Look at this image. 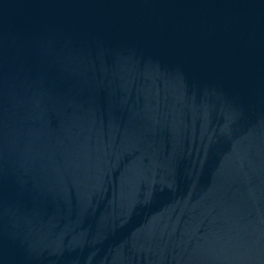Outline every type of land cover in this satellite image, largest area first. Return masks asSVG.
Masks as SVG:
<instances>
[{
  "label": "water",
  "instance_id": "1",
  "mask_svg": "<svg viewBox=\"0 0 264 264\" xmlns=\"http://www.w3.org/2000/svg\"><path fill=\"white\" fill-rule=\"evenodd\" d=\"M0 264H264V0H0Z\"/></svg>",
  "mask_w": 264,
  "mask_h": 264
}]
</instances>
